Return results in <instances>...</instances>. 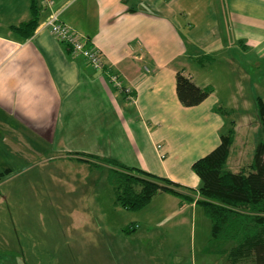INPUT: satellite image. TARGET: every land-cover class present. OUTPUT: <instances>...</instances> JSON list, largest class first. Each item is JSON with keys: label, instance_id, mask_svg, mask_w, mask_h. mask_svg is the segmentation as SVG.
Instances as JSON below:
<instances>
[{"label": "crops", "instance_id": "crops-1", "mask_svg": "<svg viewBox=\"0 0 264 264\" xmlns=\"http://www.w3.org/2000/svg\"><path fill=\"white\" fill-rule=\"evenodd\" d=\"M8 1L0 0V6L15 11L0 13V172L22 171L13 168L19 158L11 161L9 154L45 161L58 157L88 168L113 158L194 190L192 202L170 193L174 199L163 202L178 204V214L201 210L207 215L198 202L201 180L190 170L220 143L221 114L238 111L243 100L257 113L254 96L243 93L250 79L258 87L249 70L264 69V0H53L52 7L42 0L39 26L27 40L12 26L31 18V2L17 0L19 9ZM56 10L61 21L102 52L104 69L74 55L52 33L46 23ZM182 23L195 28L184 32ZM178 71L211 88V94L197 106L182 105ZM259 77L264 80V72ZM119 81L135 90V99ZM171 113L179 118L169 124ZM177 133L187 140L176 146L171 138ZM201 232L210 244L200 251L212 261L248 263L264 257L231 239L214 238L211 219L202 222Z\"/></svg>", "mask_w": 264, "mask_h": 264}, {"label": "rangeland", "instance_id": "rangeland-1", "mask_svg": "<svg viewBox=\"0 0 264 264\" xmlns=\"http://www.w3.org/2000/svg\"><path fill=\"white\" fill-rule=\"evenodd\" d=\"M18 2L13 0L12 4L22 9ZM10 7L0 6V13L4 9L15 13ZM192 19V15L185 16L187 21ZM181 26L184 32L195 28ZM263 72L259 67L249 70L258 87L250 79L243 96H254V103L257 96L264 98V80L259 77ZM245 103L238 102L239 109L232 114H221L223 132L235 129L227 162L235 172L242 167L250 170L255 147L262 138L258 115L251 103ZM166 117L170 124L179 115ZM150 122L152 130L156 129ZM171 139L176 146L187 140L181 133ZM159 149L164 157L162 146ZM19 155L9 154V158H19V165L13 168L21 167L22 171L11 169L0 180V264H222L200 251L201 246L210 244L209 235L201 232L202 222L210 219L201 210L178 214V204L163 202L174 199L168 193L154 196L142 209H127L116 203L106 161L104 166L88 168L58 157L45 161L27 153L24 158ZM130 225H136L135 229L125 232Z\"/></svg>", "mask_w": 264, "mask_h": 264}, {"label": "trees", "instance_id": "trees-1", "mask_svg": "<svg viewBox=\"0 0 264 264\" xmlns=\"http://www.w3.org/2000/svg\"><path fill=\"white\" fill-rule=\"evenodd\" d=\"M30 2L31 18L12 26L13 30L26 40L39 26L43 8L42 0H30ZM119 83L127 89L128 86L123 85L121 81ZM124 91L129 96L128 92ZM176 91L178 99L185 107L199 105L212 92L211 88L198 85L191 76L182 71H178L176 75ZM256 110L262 138L255 147L249 171L242 167L240 171L235 172L227 165L235 140L234 128L222 133L216 148L196 160L192 167L201 180L197 191L202 200L198 202L205 207L207 216L213 222L214 238L231 239L239 248L247 250V253L251 254L254 249L262 257L264 256V98L261 96L256 97ZM103 160L110 165L109 179L114 184L116 203L124 208L142 209L160 193H170L182 201L194 200L191 195L194 190L184 189L180 183L168 177L125 165L113 158ZM9 172L10 169L0 172V180L9 175ZM234 264H264V257L256 262Z\"/></svg>", "mask_w": 264, "mask_h": 264}, {"label": "built area", "instance_id": "built-area-1", "mask_svg": "<svg viewBox=\"0 0 264 264\" xmlns=\"http://www.w3.org/2000/svg\"><path fill=\"white\" fill-rule=\"evenodd\" d=\"M53 0H46V5L52 7ZM61 10H56L52 13L50 20L46 25L51 29L52 33L56 35L61 41L66 43L74 55L83 56L87 61L92 63L96 68H103L105 64L102 52L95 46L88 43L87 39L79 32L73 29L68 24L60 20ZM120 85V83L118 82ZM121 86V85H120ZM130 87L125 88L129 96L134 98L133 92Z\"/></svg>", "mask_w": 264, "mask_h": 264}, {"label": "bare ground", "instance_id": "bare-ground-1", "mask_svg": "<svg viewBox=\"0 0 264 264\" xmlns=\"http://www.w3.org/2000/svg\"><path fill=\"white\" fill-rule=\"evenodd\" d=\"M104 67H105V65H104ZM119 76V75H118ZM126 85V84H125ZM125 86H123V88H124ZM125 89V88H124ZM133 90V89H132ZM133 91H135V90H133ZM132 91V92H133ZM129 98V97H128ZM130 99V98H129ZM132 99V98H131ZM157 145V144H156ZM160 155V154H159ZM161 157V156H160ZM195 162V161H194ZM9 174V173H8ZM8 176V175H7ZM184 186V185H183Z\"/></svg>", "mask_w": 264, "mask_h": 264}]
</instances>
